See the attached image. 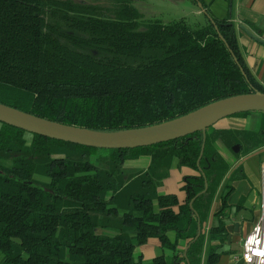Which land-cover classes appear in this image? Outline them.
<instances>
[{"label":"trees","instance_id":"trees-1","mask_svg":"<svg viewBox=\"0 0 264 264\" xmlns=\"http://www.w3.org/2000/svg\"><path fill=\"white\" fill-rule=\"evenodd\" d=\"M134 1L0 0V102L68 125L119 131L264 92L229 15L217 18L196 0L209 17L205 25L164 23L146 19ZM256 114L252 129L214 125L205 139L197 131L127 149L88 147L0 122V264H200L203 225L219 189L222 209L210 239L227 238L233 188L219 187L231 164L218 144L235 158L264 146V111L233 116ZM143 155L151 157L146 169L125 166ZM183 167L193 173L183 180L181 202L158 188L171 169ZM151 238L173 255L135 259Z\"/></svg>","mask_w":264,"mask_h":264},{"label":"crops","instance_id":"crops-1","mask_svg":"<svg viewBox=\"0 0 264 264\" xmlns=\"http://www.w3.org/2000/svg\"><path fill=\"white\" fill-rule=\"evenodd\" d=\"M226 2L230 6L228 15L235 24L242 55L251 73L264 86V44L256 41L240 28L243 25L264 39V0H226ZM258 120L257 114L245 117L230 116L224 118L223 125L217 123L215 127L252 129ZM227 159L231 168L219 187L233 188L227 202L229 205L227 209L229 217L226 221L227 238L221 244L219 241L210 239V236L215 233L217 223L214 213L222 209L219 189L213 201L211 214L203 225L205 254L200 264H244L242 259L243 241L261 214V205L264 201V146L249 154L241 155L239 158L232 156V160L228 157ZM128 161L137 163L133 169H146L151 162V157L143 155L136 159H129L125 162V166ZM191 173L193 171L186 167L171 169L169 176L164 179L158 191L162 194H175L183 202L185 199V192L182 189L183 180ZM239 174L240 176H238ZM240 205L242 207L237 208ZM181 244L185 243L181 242ZM210 246H218L216 251L213 250L214 256L211 258L210 254L213 253H211ZM139 249L143 260H152L161 254L173 255L170 250L162 248L160 241L156 238L149 239Z\"/></svg>","mask_w":264,"mask_h":264},{"label":"water","instance_id":"water-1","mask_svg":"<svg viewBox=\"0 0 264 264\" xmlns=\"http://www.w3.org/2000/svg\"><path fill=\"white\" fill-rule=\"evenodd\" d=\"M240 28L256 41L264 44L263 38L243 25ZM249 111H264V92L256 91L227 97L166 122L119 131H99L68 125L36 116L1 102L0 122L30 133L88 147L127 149L155 145L185 137L197 131H202L205 139L207 129L220 120ZM203 149L204 144L201 156ZM234 149L237 151L238 147Z\"/></svg>","mask_w":264,"mask_h":264},{"label":"rangeland","instance_id":"rangeland-1","mask_svg":"<svg viewBox=\"0 0 264 264\" xmlns=\"http://www.w3.org/2000/svg\"><path fill=\"white\" fill-rule=\"evenodd\" d=\"M208 4V10L213 16L222 19L229 13V3L226 0H205ZM134 5L144 15L146 19H158L164 23H168L174 20L185 19L192 26H203L209 20L201 2L196 0H135ZM223 120L218 124L223 125ZM218 148L220 152L232 160L233 153L228 149L222 142H219ZM137 163L128 161L126 166L135 168ZM108 232L101 228L97 229V233ZM140 255L139 247L135 251V259H138ZM3 254L0 252V261L2 260ZM145 262L150 260L145 259Z\"/></svg>","mask_w":264,"mask_h":264},{"label":"built area","instance_id":"built-area-1","mask_svg":"<svg viewBox=\"0 0 264 264\" xmlns=\"http://www.w3.org/2000/svg\"><path fill=\"white\" fill-rule=\"evenodd\" d=\"M243 263L264 264V201L261 214L243 241Z\"/></svg>","mask_w":264,"mask_h":264}]
</instances>
